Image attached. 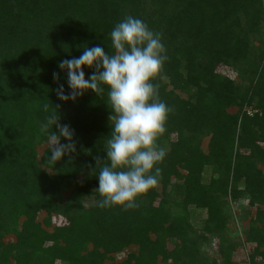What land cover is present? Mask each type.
Instances as JSON below:
<instances>
[{"label":"trees","instance_id":"1","mask_svg":"<svg viewBox=\"0 0 264 264\" xmlns=\"http://www.w3.org/2000/svg\"><path fill=\"white\" fill-rule=\"evenodd\" d=\"M129 15L162 36L169 59L163 79L151 82L175 111L157 141L167 152L157 165L159 191L150 189L138 208L124 211L98 207L99 169L91 175L87 167L95 168L96 156L107 158V87L101 95L88 90L63 102L53 73L70 92L58 64L79 57L85 45L113 53L111 31ZM263 62L262 0H0V264H216L197 244L208 248L213 236L223 242L227 196L255 208L244 232L253 243L247 264H264V171L257 167H264ZM218 66L236 71L246 85L217 72ZM83 70L88 79L93 69ZM44 103L60 105L61 123L75 131L71 163L68 156L48 163L47 137L40 132L48 115ZM172 180L180 182L175 199L167 198ZM70 182L71 198L60 202ZM89 197L93 202L85 204ZM190 207L204 210V233L193 238ZM52 214L64 223L50 225ZM8 233L14 240L2 243ZM216 247L221 264H235L230 247ZM118 254L124 257L114 262Z\"/></svg>","mask_w":264,"mask_h":264},{"label":"clouds","instance_id":"2","mask_svg":"<svg viewBox=\"0 0 264 264\" xmlns=\"http://www.w3.org/2000/svg\"><path fill=\"white\" fill-rule=\"evenodd\" d=\"M111 41V54L99 45H85L79 57L58 64L66 72L70 92L66 93L59 83L58 72L53 73V79L58 83L56 96L63 102H75L88 90L101 95L107 87L112 129L106 141L107 158L96 156L95 168L87 167L91 175L99 169V186L94 190L102 197L98 207L120 206L127 211L138 208V198L155 188L162 178V168L157 165L167 152L157 141L166 132L169 114L175 109L160 99V85L151 82L163 79V67L169 59L161 34L129 15L112 29ZM85 66L93 69L88 79ZM42 108L48 113L40 123L51 153L48 163L55 165L64 156L71 163L77 147L75 131L61 123L60 105L44 103ZM62 139L67 143H61Z\"/></svg>","mask_w":264,"mask_h":264},{"label":"rangeland","instance_id":"3","mask_svg":"<svg viewBox=\"0 0 264 264\" xmlns=\"http://www.w3.org/2000/svg\"><path fill=\"white\" fill-rule=\"evenodd\" d=\"M263 7H264V0H262ZM263 68H264V62H263ZM216 71L229 76L232 80H234L236 83L240 84L241 86L246 85L245 80L242 79L241 76L237 74L236 71L232 70L231 68H227L224 66H218L216 68ZM246 110V113L250 114L252 113L249 108L243 107L242 110ZM236 110V107H233L229 109V111L234 112ZM205 143V140L203 141V145ZM46 146L45 143H42L40 145H37L35 147V151L37 154H40L42 149ZM260 146L264 148V143H260ZM257 167L264 171V167L262 165L257 164ZM204 177L207 179L210 175L209 170L206 169L203 172ZM171 182H175L171 184L169 187L167 198L169 199H175L176 194L180 192L179 187L176 185L180 183L177 180H172ZM175 186V187H174ZM237 186L241 187L242 182L239 180L237 182ZM157 191H159V186L157 185ZM74 189V183H68L65 185L62 190L60 191L59 201L64 202L66 200H69L71 198V194ZM226 202L223 205L222 212L224 215L225 224L222 227L220 236L223 238V242H220L216 236L212 237L211 242L207 245L208 248L204 247V244L199 242L197 245H199V251L200 254H202L203 257L206 258V261H214L216 264H221L222 258L217 253V247H230L229 252V261L233 262L235 264H247L248 254L253 249V243L247 242L244 240V232L247 229L248 221L253 217L255 208L248 205L243 198L237 199V201L231 200L228 196L225 200ZM93 202L92 198H86L84 200L85 204H89ZM262 208V206H259ZM179 208H172V212H178ZM187 211V218L189 220V223L194 231V234H190V238L194 237L197 234H203L204 232L201 230L200 222L201 219L204 217V210L200 209H194V208H188ZM45 216L44 212H39L37 214L36 220L41 221L43 217ZM64 220L61 218V216L52 214L50 216V225H58L63 224ZM14 240V235L12 233L4 234L1 237L2 243L12 242ZM167 247H172V243H167ZM125 253V252H122ZM124 256H121L120 254L117 255V257L114 258V262L118 261ZM258 259V258H257ZM256 259V260H257ZM55 264H60V262H56ZM105 264H110L108 261H105ZM158 264H170L169 262L166 263H158Z\"/></svg>","mask_w":264,"mask_h":264}]
</instances>
